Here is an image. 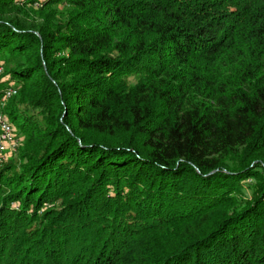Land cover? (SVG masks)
Here are the masks:
<instances>
[{"label":"trees","instance_id":"obj_1","mask_svg":"<svg viewBox=\"0 0 264 264\" xmlns=\"http://www.w3.org/2000/svg\"><path fill=\"white\" fill-rule=\"evenodd\" d=\"M0 264H264V0H0Z\"/></svg>","mask_w":264,"mask_h":264},{"label":"built area","instance_id":"obj_2","mask_svg":"<svg viewBox=\"0 0 264 264\" xmlns=\"http://www.w3.org/2000/svg\"><path fill=\"white\" fill-rule=\"evenodd\" d=\"M2 68L0 65V81ZM16 88L12 82L0 85V163L3 162L9 153L14 150L18 144V139L15 136L13 127H11L3 107L5 102L15 94Z\"/></svg>","mask_w":264,"mask_h":264},{"label":"rangeland","instance_id":"obj_3","mask_svg":"<svg viewBox=\"0 0 264 264\" xmlns=\"http://www.w3.org/2000/svg\"><path fill=\"white\" fill-rule=\"evenodd\" d=\"M1 68H2V72L1 73H3V67L1 66ZM14 95V94H13ZM9 101V99L5 102V104H4V107H3V112H4V109H5V107H6V105H7V102ZM18 139V138H17ZM20 145V141H19V139H18V144L16 145V147L14 148V150L13 151H11V153H13V152H15L16 150H17V148H18V146ZM9 156L7 155V158H8ZM7 158L4 160V161H6L7 160Z\"/></svg>","mask_w":264,"mask_h":264}]
</instances>
